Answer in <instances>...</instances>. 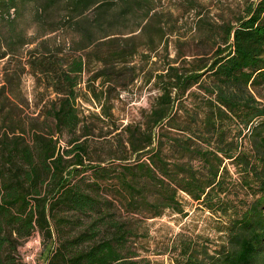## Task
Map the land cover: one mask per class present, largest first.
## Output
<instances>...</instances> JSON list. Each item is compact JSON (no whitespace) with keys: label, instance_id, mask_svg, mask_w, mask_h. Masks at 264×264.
I'll return each mask as SVG.
<instances>
[{"label":"trees","instance_id":"obj_1","mask_svg":"<svg viewBox=\"0 0 264 264\" xmlns=\"http://www.w3.org/2000/svg\"><path fill=\"white\" fill-rule=\"evenodd\" d=\"M28 1L0 0V264H27L35 233L45 264H150L134 241L147 218L186 214L184 195L220 240L178 232L175 264H264V0L221 21L199 0H41L38 34ZM137 79L158 92L122 122L114 101Z\"/></svg>","mask_w":264,"mask_h":264},{"label":"rangeland","instance_id":"obj_2","mask_svg":"<svg viewBox=\"0 0 264 264\" xmlns=\"http://www.w3.org/2000/svg\"><path fill=\"white\" fill-rule=\"evenodd\" d=\"M41 0H29L22 25L26 28L28 34H38L44 31V26L34 19V10ZM253 0H199L200 9L211 19L216 21L232 19L236 14L241 12L246 2ZM167 0H163V4L167 5ZM63 11V3L57 2L49 11L48 22H55L58 15ZM187 20L186 26L193 24L194 11L187 12L183 17ZM46 27L48 25L45 24ZM60 31L54 30L48 34H58ZM193 30L187 31V36H192ZM63 38L62 35H58ZM173 36H170L172 38ZM32 46V45H31ZM174 53L173 45L170 44V54ZM156 58L155 56L153 57ZM137 60V59H136ZM5 61L0 60V84L2 82L3 67ZM23 86L26 95L31 102V110H34L35 100L39 98V89L36 86L35 79L32 74L26 73L23 77ZM158 89L153 85L152 81L145 82L137 79L126 90H122L120 95L114 101V112L118 119L122 122L137 119L140 109L147 108L153 101ZM84 105L90 109L98 110L93 103L85 102ZM87 111V110H86ZM186 214L176 212L170 208L154 217H149L144 222L145 233L134 241V246L138 251L150 258V264H175L171 258L167 246L171 244L178 232L185 233H202L209 235L211 238L220 240L218 232L215 229L218 216L199 206L197 202L184 195ZM50 243L44 244L39 233H35L20 246V254L27 264H45V256Z\"/></svg>","mask_w":264,"mask_h":264},{"label":"built area","instance_id":"obj_3","mask_svg":"<svg viewBox=\"0 0 264 264\" xmlns=\"http://www.w3.org/2000/svg\"><path fill=\"white\" fill-rule=\"evenodd\" d=\"M11 13H12V15H14V8L11 9Z\"/></svg>","mask_w":264,"mask_h":264}]
</instances>
